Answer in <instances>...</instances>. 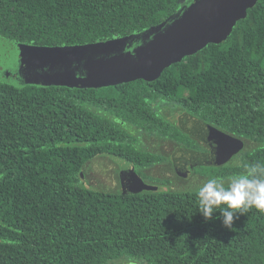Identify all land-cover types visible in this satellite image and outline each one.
Returning a JSON list of instances; mask_svg holds the SVG:
<instances>
[{
    "label": "trees",
    "instance_id": "16d2710c",
    "mask_svg": "<svg viewBox=\"0 0 264 264\" xmlns=\"http://www.w3.org/2000/svg\"><path fill=\"white\" fill-rule=\"evenodd\" d=\"M188 1L0 0V38L50 48L106 42L156 26ZM169 112L244 142L235 159L194 172L225 181L264 164V0L225 42L155 81L98 89L0 81V264H264V211L237 213L229 229L218 210L204 218L198 189L126 194L83 181L84 167L99 156L121 158L142 176L176 163L144 150L125 125L204 151Z\"/></svg>",
    "mask_w": 264,
    "mask_h": 264
},
{
    "label": "water",
    "instance_id": "95a60500",
    "mask_svg": "<svg viewBox=\"0 0 264 264\" xmlns=\"http://www.w3.org/2000/svg\"><path fill=\"white\" fill-rule=\"evenodd\" d=\"M259 0H190L162 23L141 33L95 44L71 47H38L0 38V69L64 77L92 76L112 85L135 80L155 81L172 65L210 44H222ZM105 88V87H102ZM98 89V88H95ZM180 128L196 139L218 146L221 156H233L243 140L227 135L198 118L184 114ZM196 155L178 148L173 158ZM124 186L141 189L127 162L121 164Z\"/></svg>",
    "mask_w": 264,
    "mask_h": 264
},
{
    "label": "rangeland",
    "instance_id": "374dc122",
    "mask_svg": "<svg viewBox=\"0 0 264 264\" xmlns=\"http://www.w3.org/2000/svg\"><path fill=\"white\" fill-rule=\"evenodd\" d=\"M166 77H169V73H165ZM0 81L4 83L11 84L15 87H26V86H38V87H50V86H59V87H68V88H102L106 87L111 83L104 80L95 78L92 76H75V77H64L58 73H48L42 74L36 70H31L30 72H18L0 69ZM168 117L173 121L177 120L179 123L180 118L183 116L181 113H176L174 116L169 112L167 113ZM125 128L135 136H137L141 141V147L144 150L152 151L155 153L162 154L166 157H171L176 148H178L172 142L160 141L148 136L143 135L138 129L133 126L125 125ZM200 155V154H199ZM195 155H182L176 158V163L172 164L170 162L156 164L153 167H149L144 170V176H141V189L137 190L133 186H124L121 182L120 171L121 164L123 161L114 156H99L94 160L88 162L82 171V179L86 185L90 188L103 190L107 192L115 193H138L144 191H151L150 184L161 187H167L171 190H195L199 189L209 178L203 174L194 172V170L186 168L188 163L192 165H211V164H225L223 161H230L235 159L234 156H221L214 157L211 155L207 159H200ZM175 167H178L175 169ZM183 165V166H182ZM132 169V168H131ZM136 174L139 173V170L136 168L132 169ZM143 172V171H142ZM164 182H172V184H165ZM229 180H225L224 183L227 184ZM157 182V183H156ZM109 264H147L144 261L128 260L125 258L115 260Z\"/></svg>",
    "mask_w": 264,
    "mask_h": 264
},
{
    "label": "clouds",
    "instance_id": "9594fccd",
    "mask_svg": "<svg viewBox=\"0 0 264 264\" xmlns=\"http://www.w3.org/2000/svg\"><path fill=\"white\" fill-rule=\"evenodd\" d=\"M197 196L206 220L218 210L224 227L231 229L237 213L243 215L253 207L264 211V164L247 165L245 172L231 177L227 185L222 179L210 178L199 187Z\"/></svg>",
    "mask_w": 264,
    "mask_h": 264
},
{
    "label": "flooded vegetation",
    "instance_id": "af4514ba",
    "mask_svg": "<svg viewBox=\"0 0 264 264\" xmlns=\"http://www.w3.org/2000/svg\"><path fill=\"white\" fill-rule=\"evenodd\" d=\"M185 113H182L181 115H184ZM179 124V123H178ZM197 140H199V139H197ZM199 142L201 143V145L204 147V151H200V152H196V155L195 156H197V155H199L198 157L201 159V158H203V159H207V158H209L211 155H213L214 157H220L219 155H218V153H219V150H218V146H216V145H211V144H208V143H206V142H204V141H201V140H199ZM176 149H178V148H176ZM176 151V150H175ZM175 151H174V153H175ZM173 153V154H174ZM195 153V152H194ZM172 154V155H173ZM121 159V158H120ZM122 160V159H121ZM123 162H127V161H125V160H122ZM128 163V162H127ZM188 163V166H186V168H188V169H191V168H195V165L196 164H194V165H192V163H194V161L193 162H191V163H189V162H187ZM129 164V166H130V169L132 168H135L133 165H131L130 163H128ZM176 166H178V164L176 165ZM183 166V165H182ZM174 167H175V165H174ZM178 167H175V169H177ZM131 169V171H132V173H133V175H134V177H136V178H138L139 179V181H141V174L140 173H137L136 174V172L134 173L133 172V170ZM145 170V169H144ZM144 170H143V172H144ZM160 182H162V183H165V184H172L173 185V183L172 182H164V181H160ZM157 183V182H156ZM150 186V190L151 191H164V190H168L169 188H167V187H161V186H158V184H156V185H152L151 186V184L149 185Z\"/></svg>",
    "mask_w": 264,
    "mask_h": 264
}]
</instances>
